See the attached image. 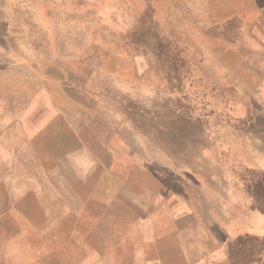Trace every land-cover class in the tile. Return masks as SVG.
Segmentation results:
<instances>
[{
  "label": "rangeland",
  "instance_id": "obj_1",
  "mask_svg": "<svg viewBox=\"0 0 264 264\" xmlns=\"http://www.w3.org/2000/svg\"><path fill=\"white\" fill-rule=\"evenodd\" d=\"M263 173L264 0H0V264L247 261Z\"/></svg>",
  "mask_w": 264,
  "mask_h": 264
},
{
  "label": "trees",
  "instance_id": "obj_2",
  "mask_svg": "<svg viewBox=\"0 0 264 264\" xmlns=\"http://www.w3.org/2000/svg\"><path fill=\"white\" fill-rule=\"evenodd\" d=\"M247 190L253 200V207L264 216V173L261 178L247 184ZM229 258H237L239 253L245 254L244 258L249 256L247 261H231V264H261L264 259V239L253 235L239 236L230 244ZM243 260V259H242Z\"/></svg>",
  "mask_w": 264,
  "mask_h": 264
},
{
  "label": "crops",
  "instance_id": "obj_3",
  "mask_svg": "<svg viewBox=\"0 0 264 264\" xmlns=\"http://www.w3.org/2000/svg\"><path fill=\"white\" fill-rule=\"evenodd\" d=\"M244 235L256 236V235L251 234V233H245V234H241V235H239V234L236 235V238L239 236H244ZM260 239H262V238H260ZM167 253H168L167 256H159V258L154 260L152 264H204L206 261V259H203L205 257L206 252L202 251L201 254L199 255V257L194 260L191 249L187 250L186 247L184 248L183 252H180V254H178L177 262H175L176 258L174 260V259H171V256H170V255L174 256V254H175L174 251L167 252ZM138 264H147V263L145 261H143V263L138 262Z\"/></svg>",
  "mask_w": 264,
  "mask_h": 264
}]
</instances>
